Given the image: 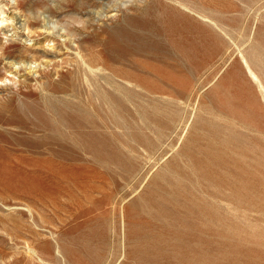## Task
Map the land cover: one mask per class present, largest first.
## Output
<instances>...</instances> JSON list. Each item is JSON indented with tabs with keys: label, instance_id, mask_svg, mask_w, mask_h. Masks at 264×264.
Instances as JSON below:
<instances>
[{
	"label": "rangeland",
	"instance_id": "374dc122",
	"mask_svg": "<svg viewBox=\"0 0 264 264\" xmlns=\"http://www.w3.org/2000/svg\"><path fill=\"white\" fill-rule=\"evenodd\" d=\"M0 12V264H264V0Z\"/></svg>",
	"mask_w": 264,
	"mask_h": 264
},
{
	"label": "clouds",
	"instance_id": "9594fccd",
	"mask_svg": "<svg viewBox=\"0 0 264 264\" xmlns=\"http://www.w3.org/2000/svg\"><path fill=\"white\" fill-rule=\"evenodd\" d=\"M6 23L10 24L12 22L11 21H6L5 18H4V13L0 12V27H4Z\"/></svg>",
	"mask_w": 264,
	"mask_h": 264
},
{
	"label": "bare ground",
	"instance_id": "6f19581e",
	"mask_svg": "<svg viewBox=\"0 0 264 264\" xmlns=\"http://www.w3.org/2000/svg\"><path fill=\"white\" fill-rule=\"evenodd\" d=\"M0 168H3V167H0Z\"/></svg>",
	"mask_w": 264,
	"mask_h": 264
}]
</instances>
